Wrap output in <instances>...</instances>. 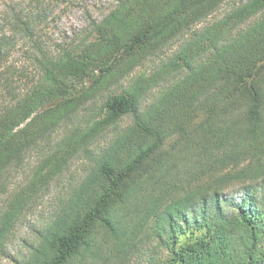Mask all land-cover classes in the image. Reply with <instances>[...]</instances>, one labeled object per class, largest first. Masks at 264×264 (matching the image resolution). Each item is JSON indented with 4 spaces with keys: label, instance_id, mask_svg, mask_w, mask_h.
<instances>
[{
    "label": "trees",
    "instance_id": "16d2710c",
    "mask_svg": "<svg viewBox=\"0 0 264 264\" xmlns=\"http://www.w3.org/2000/svg\"><path fill=\"white\" fill-rule=\"evenodd\" d=\"M230 1L121 0L55 54L37 34L44 2L0 13V195L27 154L45 150L0 210V256L25 208L81 155L89 170L19 264H125L143 239L166 254L148 264H264V0L184 38ZM179 37L171 57L123 85ZM23 46L27 67L12 60Z\"/></svg>",
    "mask_w": 264,
    "mask_h": 264
},
{
    "label": "rangeland",
    "instance_id": "374dc122",
    "mask_svg": "<svg viewBox=\"0 0 264 264\" xmlns=\"http://www.w3.org/2000/svg\"><path fill=\"white\" fill-rule=\"evenodd\" d=\"M119 1L121 0H48V3H46V0H0V13H2V11L5 12V10L10 11L11 7L34 8L36 2H44V5L41 7L48 11L46 15L47 18L40 25L37 34L40 35L45 47L55 54L60 47L72 48L78 44L89 34L91 24L100 22L115 8ZM245 1L246 0H231L222 5L212 15L191 26L184 34V38L188 37L192 32L211 23L214 19L221 17L225 12L231 9L233 5ZM250 22L251 20L241 27L245 28ZM184 38L179 37L172 41L163 47L154 59H149L138 66L129 78L123 81V85H126L131 77L133 78L141 73L148 74L155 70L161 63L165 62L177 51ZM20 44L22 45L23 42L21 41L19 43V47ZM19 47L15 50L12 60L15 64L27 67L22 53L25 46L21 47V49H19ZM177 79L176 77L174 80L176 81ZM169 86L170 82H166L148 94L142 101V110ZM104 97L105 95L90 103L88 109L83 112V115L87 116L88 110L92 112L98 109ZM82 119V116H78L73 121L79 122L82 121ZM130 121L131 118L129 116L124 117L117 123L115 128L106 131L101 137L96 139L90 146V151L92 153H98L99 149L101 147H106L115 137L116 133L125 129ZM63 134L64 129L53 134L48 146L56 144L62 138ZM49 149L50 148H48L47 151ZM44 153L45 150L36 149L27 154L23 165L12 174L6 193L0 195V210L3 209L4 203L27 183L35 166ZM89 168V162L81 155L72 159L65 171L57 176L50 183L48 188L41 192L25 208L6 240V251L0 256V264H19L29 255L30 248L38 242V231L42 230L53 220L55 214L59 210L60 201L66 198L73 187L79 184ZM165 256L164 249L160 248L156 242L143 239L139 244V250H136L125 264H148L150 260L162 261Z\"/></svg>",
    "mask_w": 264,
    "mask_h": 264
}]
</instances>
